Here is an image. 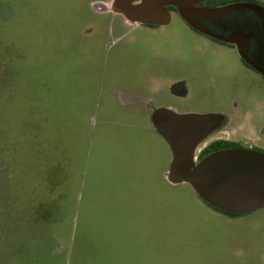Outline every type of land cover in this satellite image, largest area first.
Wrapping results in <instances>:
<instances>
[{
    "label": "crops",
    "instance_id": "0c3cea01",
    "mask_svg": "<svg viewBox=\"0 0 264 264\" xmlns=\"http://www.w3.org/2000/svg\"><path fill=\"white\" fill-rule=\"evenodd\" d=\"M80 14L58 44L0 58V214H15L16 264H36L34 242L52 264H114L116 226L160 198L159 160L139 140L151 126L162 139V108H150L159 83L139 52L149 54V40L110 7Z\"/></svg>",
    "mask_w": 264,
    "mask_h": 264
},
{
    "label": "rangeland",
    "instance_id": "374dc122",
    "mask_svg": "<svg viewBox=\"0 0 264 264\" xmlns=\"http://www.w3.org/2000/svg\"><path fill=\"white\" fill-rule=\"evenodd\" d=\"M111 1L83 0L80 3L75 2L74 6H71L72 1L66 2L63 6L75 9L72 10L74 13L71 12V15L74 14L76 19L62 17L59 24L49 19L50 21H42L44 24L40 26L39 19L35 24L32 20L26 23L22 20L16 24V16L5 18V15L10 12V3L8 5V0H0V58H5V52L14 57V47L20 49L25 57H32L37 53L33 52L32 44L41 46L58 44L57 32L63 34L64 29L81 26L82 20L79 23L77 19L81 15L80 11L96 9L99 6L98 3L110 7ZM261 1L264 2V0ZM22 4L23 2L20 1L19 6ZM78 4L81 5L78 6ZM37 11H31L34 18H38ZM73 21H76V25L71 24ZM175 25L183 26L178 22ZM25 35L27 40L24 39ZM27 41L30 45L25 43ZM139 50L144 57L152 58L150 50L149 54L145 49ZM220 56L233 61L230 53L222 52ZM247 74L246 84L250 88L246 98L252 105L246 113H241L240 123L237 125L242 133L252 136V142L258 146H264V80L253 72H247ZM236 104L234 111L239 110V103L236 102ZM140 137L139 140L145 142L146 154L151 153V156L158 158L160 163L158 165V168L162 170L160 198L155 203L151 202L145 210H137V213L135 211L134 222L125 226H116L118 231L114 236V242H117L115 249L118 250L119 256L113 263L264 264V209L241 216H229L213 210L196 196L188 184L171 185L166 182L164 175L169 168L171 152L163 137L161 139L152 126L149 131L142 132ZM256 138H258L257 141H255ZM198 144L194 147L195 162L202 148ZM153 166L151 167L157 169L155 164ZM2 171L5 174V170L2 169ZM4 196H6L4 193H0V198L4 199ZM30 212L37 215V212L41 211L29 210L27 213L30 214ZM6 213L0 214V264H16L15 250L20 243L16 242L15 226L11 225L15 214ZM9 216L11 218H8ZM62 219H67V215L64 218L61 214L59 215L57 229L62 226ZM26 230L27 227H20L18 233H29ZM28 245L31 261H35L36 264L55 262V259L48 257L46 246L44 247L41 242L27 243ZM18 261L21 262V258Z\"/></svg>",
    "mask_w": 264,
    "mask_h": 264
},
{
    "label": "water",
    "instance_id": "95a60500",
    "mask_svg": "<svg viewBox=\"0 0 264 264\" xmlns=\"http://www.w3.org/2000/svg\"><path fill=\"white\" fill-rule=\"evenodd\" d=\"M133 1L112 0L110 10L131 22L164 25L169 17L166 6H173L190 27L235 45L241 59L264 77L262 6L240 2L202 8L197 5L206 0ZM204 120L162 111L159 132L171 152L165 180L171 185L188 184L202 202L223 213L241 216L264 209V153L227 148L195 162L194 147L205 133Z\"/></svg>",
    "mask_w": 264,
    "mask_h": 264
},
{
    "label": "flooded vegetation",
    "instance_id": "af4514ba",
    "mask_svg": "<svg viewBox=\"0 0 264 264\" xmlns=\"http://www.w3.org/2000/svg\"><path fill=\"white\" fill-rule=\"evenodd\" d=\"M240 2L264 8L261 0H206L197 7L214 8ZM98 5L90 10L106 12L108 6ZM166 11L169 17L164 25L131 22L122 16L131 27L143 29L149 40L153 76L159 83L158 95L156 91L152 94L150 108L210 118L208 131L198 144L202 148L197 161L227 148L244 147L264 153V146L252 142V136L242 133L237 125L241 113H246L252 105L246 98L250 88L246 84L247 72H253L262 80L264 77L241 59L235 45L190 27L173 6H166ZM177 22L183 26L175 25ZM222 52L230 53L233 61L220 56ZM236 102L239 110L234 111Z\"/></svg>",
    "mask_w": 264,
    "mask_h": 264
},
{
    "label": "trees",
    "instance_id": "16d2710c",
    "mask_svg": "<svg viewBox=\"0 0 264 264\" xmlns=\"http://www.w3.org/2000/svg\"><path fill=\"white\" fill-rule=\"evenodd\" d=\"M20 1L23 2V4L19 6ZM69 1H72L71 6H74L75 2L80 3L83 0L82 1L81 0H78V1L77 0H8L7 3L8 5L10 3V6H9L10 12L7 15H5V18L6 16H8L9 18L16 16V20H15L16 24H19L22 20H24L25 23L32 20L33 23L35 24L38 21V19L40 21L39 23L40 26L41 24H44L42 21H46L49 19L53 20L54 23L59 24L62 18L61 15H63L66 12L75 10V9L66 8L65 6H63L66 2H69ZM80 5L81 4H78V6ZM32 10L34 11L38 10L37 11L38 18H34L32 16L31 14ZM224 214L229 215V216H235V215H231L227 213H224Z\"/></svg>",
    "mask_w": 264,
    "mask_h": 264
},
{
    "label": "bare ground",
    "instance_id": "6f19581e",
    "mask_svg": "<svg viewBox=\"0 0 264 264\" xmlns=\"http://www.w3.org/2000/svg\"><path fill=\"white\" fill-rule=\"evenodd\" d=\"M138 0H134L133 2L136 3Z\"/></svg>",
    "mask_w": 264,
    "mask_h": 264
}]
</instances>
